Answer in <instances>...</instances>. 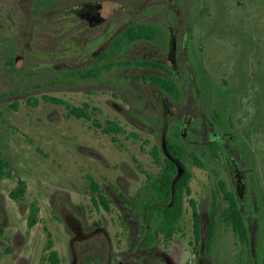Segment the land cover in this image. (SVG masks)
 Masks as SVG:
<instances>
[{
	"label": "rangeland",
	"instance_id": "rangeland-1",
	"mask_svg": "<svg viewBox=\"0 0 264 264\" xmlns=\"http://www.w3.org/2000/svg\"><path fill=\"white\" fill-rule=\"evenodd\" d=\"M89 3L101 8V22L95 25L85 13L92 9ZM82 4L87 5L80 10ZM138 23L154 27L152 39L100 60L114 38ZM146 57L164 63L171 73L117 64ZM110 62L113 66L99 77L78 75ZM148 74L173 78L182 98L172 100L146 80ZM219 91L230 99L229 132L242 135L256 152L255 172L264 190V0H0V155L5 162L0 264H51L52 251L61 264H72L77 224L92 233L97 219L109 238L93 234L86 242L90 252L126 248L124 235L134 233L143 210L119 209L109 193L148 203V189L140 196L138 191L162 169L151 150L161 149L163 139H177L187 148L183 163L191 173V194L183 195L179 234L186 248L180 264H195L202 242L194 232L190 199L207 219L215 195L220 209L229 206L220 182L228 189L237 175L247 182V162L234 150L215 157L204 145L212 139L188 141L205 113L224 109ZM46 96L76 107L87 104L89 119L71 115L65 104L46 101ZM107 121L118 123L123 132L107 134L95 124L103 127ZM182 127H188L189 139L176 137ZM87 176L109 199V211L92 202L98 196L90 192ZM20 182L25 194L15 201L10 192ZM241 190L247 208L245 185ZM32 204L39 207V221L30 228ZM125 212L131 215L129 229L120 223ZM247 215L256 241V221ZM206 219L203 237L210 264H250V248L222 220L207 246ZM252 248L256 256L255 243Z\"/></svg>",
	"mask_w": 264,
	"mask_h": 264
},
{
	"label": "trees",
	"instance_id": "trees-1",
	"mask_svg": "<svg viewBox=\"0 0 264 264\" xmlns=\"http://www.w3.org/2000/svg\"><path fill=\"white\" fill-rule=\"evenodd\" d=\"M154 27L147 23H138L129 26L111 45V51L104 52L100 60L105 59L106 57L112 56V52H120L123 48H125L128 44L134 43L136 41L142 39H152L155 33ZM117 64L123 66H136L140 68H148V69H156V70H164L171 73L168 67L165 64L157 63L150 60L145 59H137V60H123L118 61ZM113 66V62L107 63L106 65H102L100 67L91 68L85 71V73L78 74L81 78H94L99 77L102 72L105 70H110ZM146 80L154 83L161 91L167 94L172 100H180L182 98V92L180 87L171 78L164 77L163 75L157 74H148L145 75ZM219 93L223 97L224 109H215L212 113L215 115L218 120L220 126L224 129L228 130L230 127V122L228 118L231 116V105L230 99L227 96V93L219 91ZM44 100L51 101L53 103H63L69 109L71 115H74L78 118H87L89 119V113L85 110L87 108V104L85 107H76L71 106L67 103H64L58 98L55 97H44ZM29 102L32 105L37 104L36 99H30ZM98 127H101L105 133L107 134H119L123 132V128L120 127L118 123L115 121H107L105 126H101L100 123H95ZM229 131V130H228ZM133 136L137 137L136 134ZM176 137L181 140V135H176ZM231 145L233 150L238 154L239 158H244L246 160V165L243 167L246 169V178L247 184L245 185V189L247 191L246 201L248 200V207H245V200H241L238 197L235 189H228L224 182H220V188L225 193V198L229 203V206L225 209H220L217 204V197L214 196V200L212 202V206L210 209V225L207 231V246L209 247L213 242L216 227L220 220L228 223L234 230V232L238 235V237L244 242L249 248L250 254V264H264V190L261 186L260 180L258 179V175L255 172L256 170V157L255 151L248 145V142L242 135H233V140L231 141ZM212 154L215 157H218L220 154L227 155L224 147L219 143H215L209 146ZM167 151L171 156L177 157L181 160L184 159L187 151L185 148L179 143V141L171 140L167 144ZM151 154L154 160L157 163L162 162L163 151L158 147H153L151 150ZM190 156L194 157L193 153H190ZM248 160V161H247ZM166 164L164 166V172L158 178L161 181V184H156L157 186H163V189L160 191L161 202L162 205L156 206L153 210L147 206L145 210V217H148L150 212H152L154 218L159 219L157 223V228L162 232L171 233L175 230L180 219L183 214V195L191 194L190 187V179L191 173L189 170L186 171V174L179 178L175 184V192H171L172 181L176 178V167L175 165L167 158L165 159ZM5 167V162L1 158L0 155V175H3V169ZM227 167V165H226ZM254 179L252 184H250V180ZM88 180L90 182V187L94 193L99 194L100 203L105 207L109 208V201L106 197L100 195V185L94 180L93 177L88 176ZM249 182V183H248ZM243 189V186H242ZM185 190V191H184ZM185 192V193H184ZM25 194L24 183L20 182V184L10 192V197L15 201H20ZM189 204L193 210V226L194 232L197 236L200 235V214L198 212L197 203L194 199H190ZM39 207L36 204H32L30 206V215L28 217V226L32 228L39 221ZM251 218H254L256 221V241L254 240V234H252L250 230V225L248 222V215ZM256 244V256L253 255V245ZM53 245L52 242H49V247L51 248ZM49 261L51 264H61V260L56 251H52L49 255Z\"/></svg>",
	"mask_w": 264,
	"mask_h": 264
},
{
	"label": "flooded vegetation",
	"instance_id": "flooded-vegetation-1",
	"mask_svg": "<svg viewBox=\"0 0 264 264\" xmlns=\"http://www.w3.org/2000/svg\"><path fill=\"white\" fill-rule=\"evenodd\" d=\"M86 5L87 4H82L79 9L82 10ZM89 5L92 6V9L86 10L85 13H87L86 15L91 20V24L95 25L96 23L101 22L98 17V12L100 11L101 8L98 3H89ZM127 28H125L121 32V34ZM121 34H119L118 37ZM118 37L112 40L111 45L114 42V40H116ZM111 45L109 49L103 51V53L106 51H111ZM99 52L101 53L102 51H99ZM99 52H96L95 55L100 54ZM112 53L115 54V52H112ZM139 59H145V60H150V61H154L157 63H162L158 60L151 59L148 57L139 58ZM133 60H137V59H133ZM177 84L179 86V83ZM161 97L164 100H166V98L163 95ZM169 105L170 104H168V106ZM205 115L206 116L202 117V123L199 124L201 128L196 127V126L194 127V134L192 135L191 139H189V136H188V127H182L181 129L182 138L184 140L189 139L188 141L191 144H196L198 142V139H201V140L202 139L204 140L212 139L210 141L208 140V142H205L204 144L206 145L205 147L209 148L210 145L219 143L220 145L224 147L227 153L226 156H230L231 153L233 152V147L231 145V141L233 140V135L228 130L220 126L218 120L216 119L215 115L212 112L205 113ZM217 127L219 129H217ZM167 144L168 143L165 141V139H163L162 147H161L163 151L162 162L159 164L154 160L156 164L162 165V169L159 172H157L154 176L147 177V182L138 191L139 192L138 196H140L142 195L141 194L142 190L148 189V193L151 195L150 201L148 203H143V205H140L139 203H137V200H138L137 197H133L129 195H126L125 197H121V200H118L116 199L115 196L109 193L111 195V199L114 201V203L117 205L119 209L122 208V210H129V211H134V212H136L137 210L141 212L143 210L142 217H139L136 220V222L138 221V223L136 224V230L134 231V233L130 232L129 234L124 235V237H126L127 247L121 250H109L108 248L106 249V253L100 252V250H93V252H90L91 248L89 247V245L86 244L88 239L92 237L93 234H95L99 238H105L106 236V239L108 240L109 236L107 233V229L106 227H103V228L99 227V226H104L102 225L104 224L102 219H97L95 221L96 225L94 226L95 227L98 226V227L95 231H93L94 233L93 232L91 233V231H88L86 233L85 229L81 225L77 224L76 236L73 237L72 239L74 247L77 246L74 249V255L72 256V264H180L181 263L182 259L184 258L183 256H184L186 246L184 244V235L179 234L181 230L179 223L177 227L175 228V230L172 231L171 233H169V231L162 232L157 228V223L159 222L158 221L159 219H157L156 221V218H154L152 212H150L148 217H145L146 215L145 210L147 206H149L150 209L153 210L156 206L162 205L160 191L161 189H163V186H157L156 184L158 183L161 184V181H159L158 178L164 172V166L166 164L165 159L168 158L176 167V178L177 179L172 181V185L170 188L172 193L175 192V184L177 180L183 177L186 174V171L188 170L187 166L183 163V160L177 157L171 156V154H169V152L167 151ZM182 146L187 151L186 146L184 145ZM182 166L185 168V171L183 172L182 176H179V167H182ZM233 167H235L234 169L236 170L237 167L236 166H233ZM243 182H244V178H241L240 175L235 176V180L233 182L235 186L233 187V189L236 190V193L238 194V197L241 200H243L242 198L243 191L242 190L238 191V188L240 187L242 189ZM89 190L91 193H94L91 187H89ZM100 191H101L100 195L106 197L105 195L102 194L103 190L101 187H100ZM95 194L98 196L97 200H95L94 197H91L92 202L96 206L97 204L102 205L100 203L99 194L97 193ZM125 205L128 206V208H126ZM102 207L104 208L105 211L110 210V207L105 208L103 205ZM198 212L201 218L200 235L199 236H197L196 234L195 235L197 238L200 239L202 243L200 244V249L197 255L195 256V264H210V262L206 258L205 242H204L205 239L203 237L204 220L206 219L205 218L206 216L202 215L199 210ZM130 216H131L130 213H127V212H125L121 216L120 223L123 228H125L126 226L128 229L129 227L131 228L132 220ZM206 221H208L209 223L208 225H210V216H208ZM129 231L130 230H128V232ZM162 242L166 244H163Z\"/></svg>",
	"mask_w": 264,
	"mask_h": 264
},
{
	"label": "water",
	"instance_id": "water-1",
	"mask_svg": "<svg viewBox=\"0 0 264 264\" xmlns=\"http://www.w3.org/2000/svg\"><path fill=\"white\" fill-rule=\"evenodd\" d=\"M184 171H185V168L183 166L179 167V176H182Z\"/></svg>",
	"mask_w": 264,
	"mask_h": 264
}]
</instances>
